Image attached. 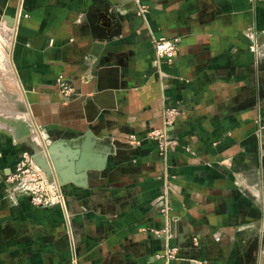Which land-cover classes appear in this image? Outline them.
I'll use <instances>...</instances> for the list:
<instances>
[{"label":"crops","instance_id":"1","mask_svg":"<svg viewBox=\"0 0 264 264\" xmlns=\"http://www.w3.org/2000/svg\"><path fill=\"white\" fill-rule=\"evenodd\" d=\"M0 32V264H264V0H0ZM37 135L61 204L4 181Z\"/></svg>","mask_w":264,"mask_h":264},{"label":"built area","instance_id":"2","mask_svg":"<svg viewBox=\"0 0 264 264\" xmlns=\"http://www.w3.org/2000/svg\"><path fill=\"white\" fill-rule=\"evenodd\" d=\"M146 9L144 5L139 6L137 13H141ZM179 37L159 36L153 41L154 54L157 60V68L162 70L164 64H169L174 58V52L178 46ZM60 90L64 94H72L73 88L62 80L61 76L57 79ZM163 125L156 126L148 130L146 139L151 141L156 148L157 155L161 159H165L171 149L179 144V139L169 135L167 126L171 125L179 113V109L175 103H167L163 108ZM127 141L130 145L136 147L142 142V139L136 134H129ZM189 149V148H187ZM49 177H45L41 166L37 164L31 150H23L20 156L16 159L12 166L11 172L7 174L4 181L11 184L13 188L9 189L15 191L18 196H26L33 200L34 205H45L52 203L51 195L57 194L58 203H63V197L59 185L52 183ZM166 199V198H165ZM168 203V202H167ZM165 203L161 206L160 211L165 215L168 222L171 217L168 214L169 206ZM155 233L172 235V230L168 226L160 230H154ZM169 255L176 254V248H171L168 251Z\"/></svg>","mask_w":264,"mask_h":264},{"label":"rangeland","instance_id":"3","mask_svg":"<svg viewBox=\"0 0 264 264\" xmlns=\"http://www.w3.org/2000/svg\"><path fill=\"white\" fill-rule=\"evenodd\" d=\"M9 28H11V27H9ZM5 32H6V37H9L10 30L7 29V30H5ZM4 38H5L4 35L0 36V47H1L2 43H5ZM2 91L4 94L6 93V90L4 88H2ZM39 141H40V139L37 135L35 141H33V143L31 144V153L35 158L37 156V158H42V159L44 158L43 160H45L46 162L50 163V161H51L52 166L49 167L51 170V178H49V179L54 184L55 177H58L59 168L56 166L54 160L51 158V156L49 154V146L52 144L51 143L52 141L51 142L50 141L49 142H46V141L39 142ZM55 183L58 185V182H55ZM53 196H54V198L51 200L52 203L50 205H53L58 200L57 194H53ZM20 197L23 198L24 196L21 195ZM28 199L34 205L33 200L29 197H28ZM48 205H49V203H46L44 206H48ZM35 206H39V205H35ZM56 264H76V263H75V258L73 257L66 262H59Z\"/></svg>","mask_w":264,"mask_h":264},{"label":"water","instance_id":"4","mask_svg":"<svg viewBox=\"0 0 264 264\" xmlns=\"http://www.w3.org/2000/svg\"><path fill=\"white\" fill-rule=\"evenodd\" d=\"M104 89H107L106 87H105V85L104 84H102L101 85V88H100V91H102V90H104ZM88 101L90 102V98L88 99ZM51 149H52V144L49 146V154H50V156H51V158L53 157L52 156V153H51ZM33 158L35 159V161L37 162V164L39 165V166H41L42 168H44L45 170H46V172L48 173V174H51V170H50V168H49V164H48V162H46L45 160H43L42 158H37V156H36V158L33 156ZM53 159V158H52ZM51 162V161H50ZM55 162V161H54ZM55 164H56V166H57V163L55 162ZM59 182H60V180H58Z\"/></svg>","mask_w":264,"mask_h":264},{"label":"bare ground","instance_id":"5","mask_svg":"<svg viewBox=\"0 0 264 264\" xmlns=\"http://www.w3.org/2000/svg\"><path fill=\"white\" fill-rule=\"evenodd\" d=\"M60 143H61L60 141L53 142L52 143V149H51V153H52V156H53L52 158L57 163V167L59 166V163H60V160L58 159L59 158V155H61Z\"/></svg>","mask_w":264,"mask_h":264}]
</instances>
